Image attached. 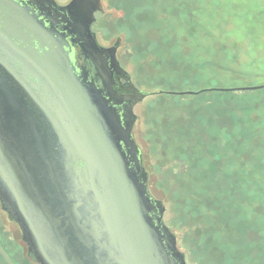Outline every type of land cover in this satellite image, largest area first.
<instances>
[{
  "label": "water",
  "instance_id": "water-1",
  "mask_svg": "<svg viewBox=\"0 0 264 264\" xmlns=\"http://www.w3.org/2000/svg\"><path fill=\"white\" fill-rule=\"evenodd\" d=\"M48 11V10H47ZM46 11V12H47ZM0 0V206L36 264H186L147 188L132 129L137 90L91 31L101 0L56 14ZM86 68L75 63V49ZM118 77L132 94L115 95ZM210 88L199 95L258 91ZM0 256L13 264L0 246Z\"/></svg>",
  "mask_w": 264,
  "mask_h": 264
},
{
  "label": "rangeland",
  "instance_id": "rangeland-1",
  "mask_svg": "<svg viewBox=\"0 0 264 264\" xmlns=\"http://www.w3.org/2000/svg\"><path fill=\"white\" fill-rule=\"evenodd\" d=\"M101 4L99 44L120 38L130 82L154 94L134 106L133 137L186 264H264V89L156 94L261 85L264 0ZM0 243L13 264H35L1 206Z\"/></svg>",
  "mask_w": 264,
  "mask_h": 264
},
{
  "label": "flooded vegetation",
  "instance_id": "flooded-vegetation-1",
  "mask_svg": "<svg viewBox=\"0 0 264 264\" xmlns=\"http://www.w3.org/2000/svg\"><path fill=\"white\" fill-rule=\"evenodd\" d=\"M21 1L27 2V0H21ZM36 1H37V4L39 5V7H40L41 10L44 9L45 12L48 10L46 13H48L49 10H51L52 11V14H56V9L57 8L58 9H60V8H62V9L63 8H66L72 2V0H36ZM101 6H102V4H101ZM101 14H103V9H102V13L97 12V13L94 14V22L91 25V31L95 34V37H96V32L94 31L93 26H94V24L96 22V16L97 15H101ZM117 39H119V44H120V38H117ZM117 39L115 40V42L117 41ZM96 40H97V38H96ZM97 42H98V40H97ZM98 44H99V42H98ZM113 44H112V46H113ZM112 46H110V47H112ZM101 47H103V46H101ZM110 47H103V48H110ZM116 53H117V50H116ZM74 58H75V63H76V65L78 67H80V68H86L85 59L81 55V53H80V51H79L78 48L75 49V56H74ZM116 59H117V56H116ZM117 61H118V59H117ZM119 65L123 69V67L121 66L120 62H119ZM112 93H114L115 95H119V96L132 94V92L129 91L128 85L126 83H124V81L122 79H120L118 77L115 78V85L112 87ZM152 95H154V94H152ZM133 113H134V107H133ZM135 117H136V115H135ZM135 122H136V120H135ZM132 134H133V129H132Z\"/></svg>",
  "mask_w": 264,
  "mask_h": 264
},
{
  "label": "trees",
  "instance_id": "trees-1",
  "mask_svg": "<svg viewBox=\"0 0 264 264\" xmlns=\"http://www.w3.org/2000/svg\"><path fill=\"white\" fill-rule=\"evenodd\" d=\"M245 85H248V86H245ZM261 85H264V82H261ZM251 86H252V85H250V84H248V83H246V84H241V83H240V84H238L236 87H237V88H238V87L240 88V87H251ZM226 87H227V86H226ZM236 87H235V88H236ZM0 245H1L2 248H4L3 245H2L1 243H0ZM0 261H1L2 264H6V263L4 262V260L2 259L1 256H0ZM35 264H36V263H35Z\"/></svg>",
  "mask_w": 264,
  "mask_h": 264
}]
</instances>
